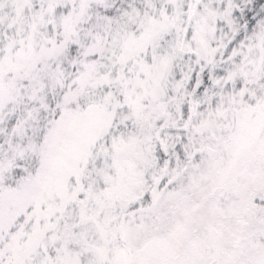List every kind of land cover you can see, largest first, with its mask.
Instances as JSON below:
<instances>
[{
  "label": "snow or ice",
  "instance_id": "1",
  "mask_svg": "<svg viewBox=\"0 0 264 264\" xmlns=\"http://www.w3.org/2000/svg\"><path fill=\"white\" fill-rule=\"evenodd\" d=\"M0 264H264V0H0Z\"/></svg>",
  "mask_w": 264,
  "mask_h": 264
}]
</instances>
